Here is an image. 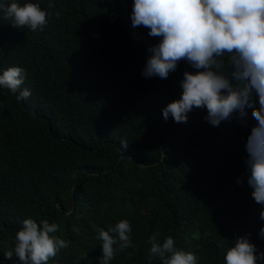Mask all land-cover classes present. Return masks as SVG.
I'll return each instance as SVG.
<instances>
[{
  "label": "trees",
  "instance_id": "16d2710c",
  "mask_svg": "<svg viewBox=\"0 0 264 264\" xmlns=\"http://www.w3.org/2000/svg\"><path fill=\"white\" fill-rule=\"evenodd\" d=\"M18 2L49 15L32 32L0 13V74L23 68L21 87L31 92L17 101L0 88V264H19L4 253L29 218L57 223L54 235L71 242L48 264H99L98 232L121 220L131 225V246L110 264H149L156 232L161 243L172 236L196 254L197 264H225L226 250L244 236L264 252V205L252 198L245 164L252 108L246 125L236 114L213 127L206 108L187 123L165 121L162 109L180 98L183 73L197 70L180 61L167 79L141 75L161 38L132 26L133 0Z\"/></svg>",
  "mask_w": 264,
  "mask_h": 264
},
{
  "label": "clouds",
  "instance_id": "9594fccd",
  "mask_svg": "<svg viewBox=\"0 0 264 264\" xmlns=\"http://www.w3.org/2000/svg\"><path fill=\"white\" fill-rule=\"evenodd\" d=\"M48 8H54L52 0ZM0 13L13 27L32 32L42 31L49 15L38 3L21 5L18 0H0ZM130 19L133 27L143 26L149 29L150 37L161 38L148 49L150 55L141 72L144 78L167 79L180 61L197 70L183 73L180 98L162 109L165 121L171 116L178 124L187 123L190 112L206 108L204 120L213 127L232 120L236 114L246 125L245 108H252L257 124L245 145V164L250 171L247 183L253 189L254 201L264 205V0H133ZM25 75L23 68L9 67L0 74V88L16 95L17 101L27 100L31 92L21 87ZM253 94L257 97L256 107L250 102ZM236 182L242 184L243 180L238 178ZM259 219L264 221V209ZM59 228L47 220L38 224L25 219L15 235L13 250L4 253L5 259L15 256L19 264H48L71 243L54 235ZM131 232L127 220L99 230V264H110L117 252L130 247ZM258 235L264 238V227ZM158 237V232L149 237V264L157 257L162 264H197L198 256L178 249L172 236L162 243ZM226 243L221 238L217 247L224 249ZM259 261H264V252L257 253L248 236L237 238L224 257L225 264Z\"/></svg>",
  "mask_w": 264,
  "mask_h": 264
}]
</instances>
